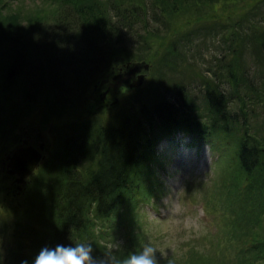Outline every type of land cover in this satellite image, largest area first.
Returning a JSON list of instances; mask_svg holds the SVG:
<instances>
[{"label": "trees", "instance_id": "1", "mask_svg": "<svg viewBox=\"0 0 264 264\" xmlns=\"http://www.w3.org/2000/svg\"><path fill=\"white\" fill-rule=\"evenodd\" d=\"M17 1L0 0V186L8 179L6 174L1 178L12 151L7 142L14 139L25 107L42 103L55 119L74 110L80 120L70 123L60 143L56 169L30 181L39 206L17 211L20 219L41 225L43 237L21 221L12 233L2 229L4 244L16 246L7 250L0 244V264H31L45 245L81 241L100 254L107 247L104 242L114 238H124L120 255L139 252L149 242L139 206L155 196L157 146L180 132L215 152L218 146L227 147L229 153L216 166L229 216L225 243L192 247L181 260L174 258V264H264V114L258 113L264 109V69L250 70L244 61L245 37L264 53V29L253 25L245 36L239 34L231 55L221 58L220 69L213 76L204 74L202 106L185 84L163 90L137 87L128 90L112 122L105 124L94 117L99 111L91 110L86 94L105 89L103 81L133 62L156 65L153 48L160 43L138 31L150 22V4L171 21L220 1L244 0H40L44 6L31 11L14 8ZM253 1L256 6L264 2ZM201 22L198 18L184 42L190 43L203 28L211 29ZM129 36L138 39L131 44ZM164 51L169 53L168 45ZM6 192L20 195L14 184ZM16 225L32 240L33 256L25 252ZM228 250L235 255L227 256Z\"/></svg>", "mask_w": 264, "mask_h": 264}, {"label": "rangeland", "instance_id": "2", "mask_svg": "<svg viewBox=\"0 0 264 264\" xmlns=\"http://www.w3.org/2000/svg\"><path fill=\"white\" fill-rule=\"evenodd\" d=\"M256 3L257 1L253 0H244L239 3L220 1L203 11L202 9L199 12L196 10L179 20L172 19L171 21L162 17L159 10H155L154 4H150L148 10L150 22L145 28L143 24L138 31L142 35L150 34V37L158 40L160 47L153 48L157 50L154 53L156 65L149 71L141 72L146 76L141 87L149 86L150 90L154 87L163 90L177 83L185 84L192 98L202 106L204 92L201 79L204 74L213 76L220 69L221 58L231 55L232 41L236 42L239 34L245 36L253 25H259L258 28L264 29V2L259 3L260 6H256ZM12 5L21 11L25 9L31 11L36 10L37 6L43 7L44 3L40 0H19ZM254 6L259 8L253 10ZM198 18H202V26L210 25L211 29L203 28L188 40L190 43L184 42L186 33L197 27ZM244 18L249 20V24L244 22ZM136 38L138 39L137 36L134 39L129 36L127 41L132 44ZM167 45L169 53L164 51ZM244 45L246 46L244 61L248 68L256 71L263 70L264 53L257 52V48L253 49L254 44L248 37H245ZM135 63L137 62H133ZM123 72L125 73L126 69ZM119 73L116 72L115 75ZM110 82L113 83L114 89H111L110 93V89L106 90L108 95L105 102L102 101L105 89L96 94L86 93L89 96L87 102L91 110L99 111L94 117L101 119L105 124L112 122L123 105L124 95L128 90L133 89L134 80L120 85L113 79ZM169 97L172 98L171 91ZM44 107L42 103L35 109L25 107L26 110L22 111V114H25L14 139L10 138L7 142V147H11L12 151L22 145L23 140L28 137L35 138L33 145L38 146L40 142H45L47 147L43 151L45 158L36 172L28 179L29 183L27 182L20 195L12 193L9 195L6 192L10 185L14 184V178L7 175L4 167V174L1 178L3 180V176L7 175L8 179L0 186V244L7 250L13 248L14 242L6 241L4 244L2 236L5 234L2 233V229L7 228L8 232L12 233L14 224L19 221L24 225H29L32 230L41 235L40 237H43L44 230L41 225L31 222L32 219L27 217L20 219L18 212L39 206L36 202L39 196L35 190H31L30 181H35L37 174L43 171L52 170L54 167L56 169L55 159L60 143L68 135L70 123L80 120L78 112L74 110L60 119H55L45 113ZM258 113L264 114V109L259 108ZM88 118L87 116L84 119ZM39 133L42 134L41 137H38ZM218 147L220 150L215 152L206 142L196 141L193 136L185 135L183 132L166 138L157 146V158L153 163V177L156 180L155 196L150 202L142 203L139 208L142 216L141 222L145 224L147 240L160 250L159 254L164 258L163 263L160 264H174V258L181 260L182 256L192 247L201 250L208 249L205 246L211 242H222L227 234L228 204L226 197L219 190L223 178L219 172L220 165L216 166V164L217 160L229 151L227 147ZM38 212L35 210L34 214L37 215ZM16 228L23 239L25 252L33 256L35 252L30 248L32 240L21 234L23 227L16 225ZM31 229L30 232H33ZM31 235L34 236V234ZM116 239L119 240V238ZM112 240L109 242L106 240L104 243L108 245ZM121 241L124 243V238ZM224 249L222 245L221 254L224 253ZM3 254L6 255L5 250ZM226 255L234 256L235 250L226 251Z\"/></svg>", "mask_w": 264, "mask_h": 264}, {"label": "clouds", "instance_id": "3", "mask_svg": "<svg viewBox=\"0 0 264 264\" xmlns=\"http://www.w3.org/2000/svg\"><path fill=\"white\" fill-rule=\"evenodd\" d=\"M123 241L113 239L103 253L97 254L94 246L87 241L75 244L43 246L31 264H160V250L151 242L145 243L139 252L120 255ZM21 264H29L27 260Z\"/></svg>", "mask_w": 264, "mask_h": 264}, {"label": "water", "instance_id": "4", "mask_svg": "<svg viewBox=\"0 0 264 264\" xmlns=\"http://www.w3.org/2000/svg\"><path fill=\"white\" fill-rule=\"evenodd\" d=\"M151 65L147 62H139L135 64H129L126 72L121 69L120 73L114 77L115 80L121 79L122 82H118L120 85L124 82L134 80L132 88L141 87L146 76L141 72L143 70L149 71ZM107 83L104 81L102 86ZM108 95V91L103 94L102 101L105 102ZM41 135V134H40ZM46 150V143L42 142L38 147L29 143V140H24L21 146L14 149L5 159L6 173L10 177H15V184L18 186L19 192L27 184L28 179L35 173L40 166L41 162L45 158L43 151Z\"/></svg>", "mask_w": 264, "mask_h": 264}, {"label": "flooded vegetation", "instance_id": "5", "mask_svg": "<svg viewBox=\"0 0 264 264\" xmlns=\"http://www.w3.org/2000/svg\"><path fill=\"white\" fill-rule=\"evenodd\" d=\"M114 76H115V74L110 78V80L111 79H113V81H114ZM110 80H109V82H108V84H106V87H105V91L106 90H108V89H110V91H109V93L111 92V89H114L113 88V83H111L110 82ZM116 81V80H115ZM117 82V81H116ZM113 91V90H112ZM38 137H41V135L40 134H38ZM27 140H29L30 142V144H32L34 141H35V138L34 137H28V138H26ZM14 178V180H15V177H13ZM16 189H17V187H16Z\"/></svg>", "mask_w": 264, "mask_h": 264}, {"label": "bare ground", "instance_id": "6", "mask_svg": "<svg viewBox=\"0 0 264 264\" xmlns=\"http://www.w3.org/2000/svg\"><path fill=\"white\" fill-rule=\"evenodd\" d=\"M127 69V68H126ZM125 114V113H124Z\"/></svg>", "mask_w": 264, "mask_h": 264}]
</instances>
